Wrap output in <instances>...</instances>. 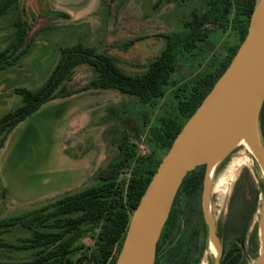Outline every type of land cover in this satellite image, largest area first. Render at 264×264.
<instances>
[{
    "label": "rangeland",
    "instance_id": "1",
    "mask_svg": "<svg viewBox=\"0 0 264 264\" xmlns=\"http://www.w3.org/2000/svg\"><path fill=\"white\" fill-rule=\"evenodd\" d=\"M13 1L0 16V54L5 59V63L0 62V120L23 104L17 89L37 91L44 86L63 48L83 43L115 58L127 74L140 75L162 54L166 36L181 30L192 12L205 8L203 0H86L80 6L64 5L60 3L63 0ZM7 2L0 0V7ZM21 28L27 34L22 45L18 41ZM208 41L209 45L198 43L195 50L184 52L178 59L180 69L164 85L166 94L162 101L144 102L139 96L118 91L82 90L94 77L91 68L83 65L64 87L76 93L42 105L9 132L3 129L0 224H16L8 233L11 235H3L4 240L24 247L30 231L20 228L19 222L44 207L98 186L102 182L100 175L121 161L125 145H135L138 154H148L146 131L175 107L169 90L173 83L180 85L194 76L198 64L224 56L223 49L232 44V37L217 30ZM244 148L239 144L217 163L203 188L209 193L208 212L217 232L235 217L231 198L241 179L249 176L256 185L264 182V170ZM132 175V170L121 169L119 190L127 186ZM241 190L246 188L241 186ZM203 198L204 191L202 211ZM259 232L258 211L246 245L249 264L260 252ZM255 234L257 237L252 240ZM87 242L94 251L93 242ZM27 254L16 255L2 249L0 261L23 259ZM215 254L209 243L201 264H212ZM90 261L86 264H92Z\"/></svg>",
    "mask_w": 264,
    "mask_h": 264
},
{
    "label": "trees",
    "instance_id": "2",
    "mask_svg": "<svg viewBox=\"0 0 264 264\" xmlns=\"http://www.w3.org/2000/svg\"><path fill=\"white\" fill-rule=\"evenodd\" d=\"M191 1L179 0L181 3ZM258 1L203 0L205 8L192 12L181 30L166 36L162 54L148 65L143 74L129 75L117 65L115 58L77 43L61 50L56 68L43 87L37 91L17 89L23 96V104L0 120V132L3 129L9 132L42 105L76 93L68 92L64 87L74 71L83 65L91 68L94 77L82 90L118 91L139 96L144 102L162 101L166 94L164 85L179 71L177 62L184 52H192L198 43L209 45L208 38L217 30L232 37V44L223 49L224 56L220 54L211 62L198 64L194 68V76L180 85L173 83L169 90L175 107L146 131L145 136L150 143L148 154H138L135 145H125L121 149V161L100 175L102 182L98 186L44 207L29 219L20 221V228L30 231L24 247L3 238L16 224H0V250L6 249L7 253L16 255L28 252L23 259L0 261V264H86L89 260L92 264H116L141 197L177 135L236 55L248 33ZM13 2L9 0L0 7V16ZM21 29L18 35L20 45L27 35ZM2 57L0 54L3 64L5 59ZM260 130L264 142V104ZM123 167L132 170L133 175L127 186L119 190ZM206 169V165L198 166L183 180L158 242L155 264L202 263L208 247L207 224L201 209ZM248 177L241 179L231 198L235 217L219 229L218 236L223 245L220 264H249L246 245L250 226L260 207L263 186L262 183L256 185ZM241 186L246 191L241 190ZM256 237L255 234L251 239ZM88 240L95 245L94 251Z\"/></svg>",
    "mask_w": 264,
    "mask_h": 264
},
{
    "label": "water",
    "instance_id": "3",
    "mask_svg": "<svg viewBox=\"0 0 264 264\" xmlns=\"http://www.w3.org/2000/svg\"><path fill=\"white\" fill-rule=\"evenodd\" d=\"M60 1V0H59ZM86 0L60 1L78 6ZM264 104V0L253 11L248 33L236 55L199 108L175 138L145 193L134 210L116 264H155L157 245L187 174L225 159L242 140H248L253 155L264 170V142L260 114ZM260 199V252L252 264H264V182ZM203 198L208 245L218 244L212 264H220L223 245L208 212V190Z\"/></svg>",
    "mask_w": 264,
    "mask_h": 264
},
{
    "label": "bare ground",
    "instance_id": "4",
    "mask_svg": "<svg viewBox=\"0 0 264 264\" xmlns=\"http://www.w3.org/2000/svg\"><path fill=\"white\" fill-rule=\"evenodd\" d=\"M240 144H242L245 148V150H248L250 153H252L253 154V151H252V149H251V146H250V144H249V142H248V140H246V139H244V140H242L241 141V143ZM244 153V152H243ZM242 153V154H243ZM214 164H212V165H210V170H212L213 168H214ZM221 179V178H220ZM219 187V186H218ZM220 191V190H219ZM210 208V207H209ZM262 238H263V240H264V233L262 232ZM212 246H213V250H215V255H217L218 253H219V245L218 244H212Z\"/></svg>",
    "mask_w": 264,
    "mask_h": 264
},
{
    "label": "crops",
    "instance_id": "5",
    "mask_svg": "<svg viewBox=\"0 0 264 264\" xmlns=\"http://www.w3.org/2000/svg\"><path fill=\"white\" fill-rule=\"evenodd\" d=\"M59 99H57V101H58ZM54 102H56V100H54Z\"/></svg>",
    "mask_w": 264,
    "mask_h": 264
},
{
    "label": "flooded vegetation",
    "instance_id": "6",
    "mask_svg": "<svg viewBox=\"0 0 264 264\" xmlns=\"http://www.w3.org/2000/svg\"><path fill=\"white\" fill-rule=\"evenodd\" d=\"M226 241V240H225Z\"/></svg>",
    "mask_w": 264,
    "mask_h": 264
}]
</instances>
